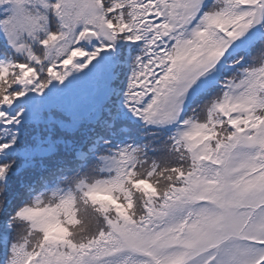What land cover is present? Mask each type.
I'll return each mask as SVG.
<instances>
[{"label": "trees", "instance_id": "1", "mask_svg": "<svg viewBox=\"0 0 264 264\" xmlns=\"http://www.w3.org/2000/svg\"><path fill=\"white\" fill-rule=\"evenodd\" d=\"M99 2L104 18L115 22L118 13L114 5L119 4L127 28L124 29L126 33H119L124 42L121 55L129 49L132 61L127 74L124 65L119 71H111L109 66L105 68V64L104 67L99 64L100 61L105 63V56L100 54V50L105 49V40L100 38L89 44L78 42V39L72 41L69 52L81 55L84 64L90 60L93 64L89 65L97 68L96 74L91 73L97 87L93 93L96 101L92 114L100 113L101 122L109 125L105 131L106 142H102L95 154L82 164L74 154L85 139L82 131L87 128L88 117L80 114L83 105L72 112L63 104L52 106L45 101L31 108L26 103L12 106L15 97L23 95L17 85L20 66L34 68L27 58L16 54L8 45L5 34L0 32V235L7 230L11 237L4 264H31L40 252L37 250L38 238L31 236L32 227L24 220L23 210H46L52 219L42 225L43 230L49 228L53 234L51 242L62 241L69 252L82 250L101 238L112 246L117 238L110 230L108 217L122 213L131 223L138 222L152 209L153 200L165 204L166 197L179 195L182 181L194 174V160L178 134L147 135L133 114L138 107V98H145V107H150L160 94L159 88L177 60L179 34L172 31L169 38H158L161 32L156 29L157 23L151 15V4L158 0ZM48 3L53 4V9L50 13L45 12L46 26L59 38L62 18L59 10L54 9L57 2L49 0ZM238 4L239 0H209L194 28L196 35L204 36L207 45H216V36L219 37L216 22L222 23V16L229 22L240 17L245 9ZM88 32L85 30L83 36L87 37ZM90 34L98 37L96 31ZM127 40L132 41L131 46L126 44ZM39 45V41L37 45L27 42L26 47L34 54L47 53L43 45ZM162 51L170 64L162 60ZM71 56L64 54V58ZM227 63L219 84L200 94L184 113L193 135L200 139V151L209 150L205 156L212 155L213 159L217 158L222 142L237 135L228 125V105L236 108L233 116L240 133L249 131L251 126L264 125V34L248 48L232 54ZM44 64L45 75L49 64L60 66L59 61L51 57L48 65ZM45 75L40 78V83ZM108 83L113 90L110 100L105 103ZM148 84L152 87V96L146 98L144 87ZM118 89H121L120 94ZM43 91L38 92L39 96H45ZM122 93L121 107L117 100ZM80 98L83 102L90 100ZM105 160L115 165L110 174L103 169ZM195 164L198 168L206 163L201 160ZM100 181L117 202V206L105 211V215L85 193L87 189L99 188ZM142 182L149 185L150 191L141 186ZM184 216L185 221L188 216ZM2 249L0 237V261Z\"/></svg>", "mask_w": 264, "mask_h": 264}, {"label": "rangeland", "instance_id": "2", "mask_svg": "<svg viewBox=\"0 0 264 264\" xmlns=\"http://www.w3.org/2000/svg\"><path fill=\"white\" fill-rule=\"evenodd\" d=\"M7 1L12 4L11 11L5 5ZM48 1L19 0L20 6H17L14 0H0L1 28L8 45L11 44L17 55L27 58L34 68L32 70L25 65L20 66L17 85H20L23 95L16 96L12 106L26 103L27 107H33L34 102L29 103L31 99L27 100L34 98V90H44L43 101L49 105H57L50 97L54 91L61 99L67 98L66 104H69V100L78 102L82 93L89 96L88 85L92 80L90 72L97 71V68L89 65L93 64L90 60L84 64L81 55L75 56L69 52L74 40L86 41L88 44L100 38L105 40V49L100 50V54L105 56V67L114 66L116 59L113 58L117 53L121 55V20L118 18L115 22L111 18H104L99 0H54L57 2L54 9L60 10L63 25L62 30L58 31L59 38L46 26L45 12L50 13L53 9V4ZM207 1L171 0L161 5L159 12L163 21L171 31L179 34L180 40L177 44V60L170 75L160 86V94L154 104L148 111H143L142 116L146 117L150 126L165 128L176 123L182 109L200 91L217 80L228 55L224 49L232 51L246 44L256 33L259 24L264 22V0H243L249 2L243 17L235 23L227 21L223 16L220 19L233 30V39L225 41L216 36L217 44L207 45L204 36H197L195 30H191L192 22ZM85 30H89L87 37L83 36ZM91 31H96L98 37L91 35ZM37 41L47 50L44 55L34 54L32 49L26 47L27 42L37 45ZM66 53L72 56L64 58ZM50 57L56 58L60 66L58 64L54 75H45V69L38 70L37 66L43 63L48 65ZM91 67L95 69L90 70ZM50 72L53 70L50 69ZM44 75V81L40 83L38 78ZM159 120L161 123H158ZM262 126L254 125L251 129L255 131L250 132V129L229 137L227 142H222L218 151L219 168L209 165L208 168L201 167L200 171L196 169L198 174L191 178L189 187L183 186L178 197L167 199V205L156 201L153 209V215L156 212V223L152 221L148 225L128 230L126 225L124 228L119 227L122 221L119 214L117 217H108V225L120 240L108 251H105V238H101L92 247H86L85 251L69 252L66 245L52 244L55 242H51L53 234L49 228L43 230V223L52 219L46 210L25 215L24 219L32 224L31 236L38 238L37 249L43 251L41 260L33 264H120V256L129 250H136V246L139 249L147 248L160 256L172 250L165 253L167 261L156 264H241L245 259L251 261L258 251L253 246L235 240L237 237L241 240L245 237L264 241V162L260 155L264 140ZM188 131L193 133L190 128ZM185 142L198 160L210 152L200 151L194 137ZM97 208L105 215V207L97 205ZM163 212L168 225L163 227L161 223L156 227ZM184 215H191L188 222L184 221ZM154 223L155 227H152ZM39 225L38 229H34ZM177 246L184 249L182 257H179L178 251L173 250ZM106 254L111 256L109 262H105ZM260 264H264V254Z\"/></svg>", "mask_w": 264, "mask_h": 264}]
</instances>
